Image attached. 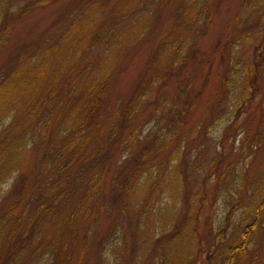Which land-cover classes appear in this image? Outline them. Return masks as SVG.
Listing matches in <instances>:
<instances>
[{
    "label": "rangeland",
    "instance_id": "374dc122",
    "mask_svg": "<svg viewBox=\"0 0 264 264\" xmlns=\"http://www.w3.org/2000/svg\"><path fill=\"white\" fill-rule=\"evenodd\" d=\"M203 10L211 13L205 25ZM0 13V79L7 78L0 100L8 102L0 107V153L27 124L23 114L51 73L50 56L69 60L56 91L66 82L59 91L75 103L86 95L87 74L115 54L94 112L104 125L115 114L107 103L115 108L153 73L164 79L137 99V117L154 104L164 111L177 79L195 94L174 146L181 152L170 161L173 182L166 167L141 176L133 195L142 211L124 216L110 238L97 237L86 264H222L264 194V0H13ZM33 73L38 90L30 97ZM8 104L24 111L10 123ZM30 156L24 147L19 168ZM18 170L0 165V205ZM109 222L105 216L102 228ZM0 245V264H11ZM233 261L264 264V207Z\"/></svg>",
    "mask_w": 264,
    "mask_h": 264
},
{
    "label": "trees",
    "instance_id": "16d2710c",
    "mask_svg": "<svg viewBox=\"0 0 264 264\" xmlns=\"http://www.w3.org/2000/svg\"><path fill=\"white\" fill-rule=\"evenodd\" d=\"M12 2L0 0V12ZM203 12L205 25L211 13ZM5 33L6 24L0 22V41ZM112 41L120 48L119 42ZM114 55L109 52L107 66L103 59L97 70L87 74L90 79L83 81L82 89L86 95L75 103L59 91L66 82L56 91L69 60L50 56L51 73L42 91L25 112L19 109L27 124L19 122V131L4 143L0 153L1 166L19 169L7 190L8 202L0 205V244L10 251L11 264H86L87 252L97 237L110 238L124 216L142 211L133 195L141 176L147 178L151 171L159 175L160 167H166L168 175L177 172L170 161L180 151L176 153L174 146L195 94L177 79L174 95L163 100L167 104L164 111L154 104L147 115L137 117L135 112L142 110L137 99L150 89H160L164 79L153 73L140 80L128 97L116 98L115 108L107 103V112L115 114L104 125L94 112L113 69ZM35 78L30 97L38 90V75ZM6 80L4 73L0 83ZM6 103V98L1 99L0 107ZM8 105L10 123L19 110ZM24 147L30 148L31 156L28 164L19 168ZM167 179L173 182L171 175ZM263 207L264 194L253 207L252 220L240 229L237 242L227 248L222 264H234L233 255L244 247ZM105 216L110 222L102 228Z\"/></svg>",
    "mask_w": 264,
    "mask_h": 264
}]
</instances>
